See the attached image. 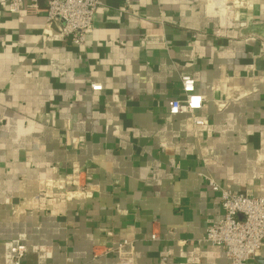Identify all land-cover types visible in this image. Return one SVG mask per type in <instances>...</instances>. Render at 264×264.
Masks as SVG:
<instances>
[{
    "label": "crops",
    "instance_id": "obj_1",
    "mask_svg": "<svg viewBox=\"0 0 264 264\" xmlns=\"http://www.w3.org/2000/svg\"><path fill=\"white\" fill-rule=\"evenodd\" d=\"M6 1L0 264L15 248L19 264H118L107 248L122 240L135 264H229L197 239L223 215L207 177L264 196V0H226V13L211 0L221 18L207 0H99L81 45ZM185 72L203 125L168 111ZM246 264H264V241Z\"/></svg>",
    "mask_w": 264,
    "mask_h": 264
},
{
    "label": "built area",
    "instance_id": "obj_2",
    "mask_svg": "<svg viewBox=\"0 0 264 264\" xmlns=\"http://www.w3.org/2000/svg\"><path fill=\"white\" fill-rule=\"evenodd\" d=\"M209 2L213 4L211 0H207V13L221 18L220 12L212 13L208 10ZM221 3L225 7V13L231 10L232 7L226 0ZM98 4L99 0H44L43 5H40L38 0H7L5 9L12 13L23 5L29 13L41 12L47 22L54 21L59 24L63 36L68 37L73 44L81 45L92 32L93 16ZM216 7L219 8L217 5ZM232 12V18L237 20L238 13L235 10ZM179 80L183 96L167 102L169 113H188L193 124H205L206 117L197 113L201 109L204 96L195 91L194 80L190 74H180ZM101 87L97 82L90 83V89L93 91L100 90ZM77 173V170H73L66 176V182L73 186L74 191L86 193L84 185L79 183ZM207 180L210 188L218 193L223 215L205 228L203 236L197 239V242L223 248L229 264H246L264 241V196L233 192L222 188L212 178L207 177ZM150 237L155 239L156 235L153 233ZM107 249L115 252L118 264H135L131 241L122 240L115 248ZM24 250H12L16 255L14 264H19Z\"/></svg>",
    "mask_w": 264,
    "mask_h": 264
}]
</instances>
